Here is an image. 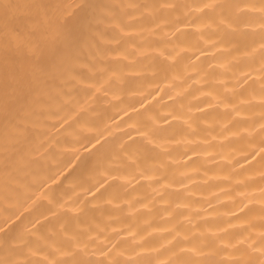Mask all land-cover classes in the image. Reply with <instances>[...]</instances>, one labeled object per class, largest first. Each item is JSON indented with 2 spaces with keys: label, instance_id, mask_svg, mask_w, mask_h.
Segmentation results:
<instances>
[{
  "label": "clouds",
  "instance_id": "1",
  "mask_svg": "<svg viewBox=\"0 0 264 264\" xmlns=\"http://www.w3.org/2000/svg\"><path fill=\"white\" fill-rule=\"evenodd\" d=\"M0 264H264V0H0Z\"/></svg>",
  "mask_w": 264,
  "mask_h": 264
}]
</instances>
